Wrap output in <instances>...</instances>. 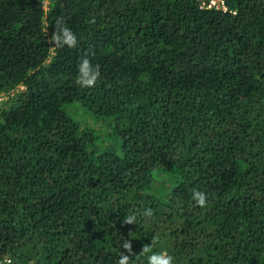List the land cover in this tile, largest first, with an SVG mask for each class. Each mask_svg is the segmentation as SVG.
Segmentation results:
<instances>
[{
  "label": "trees",
  "instance_id": "trees-1",
  "mask_svg": "<svg viewBox=\"0 0 264 264\" xmlns=\"http://www.w3.org/2000/svg\"><path fill=\"white\" fill-rule=\"evenodd\" d=\"M227 5L0 0V264H117L126 239L147 264L154 237L175 264H264V0ZM57 19L77 47L50 51Z\"/></svg>",
  "mask_w": 264,
  "mask_h": 264
},
{
  "label": "clouds",
  "instance_id": "clouds-1",
  "mask_svg": "<svg viewBox=\"0 0 264 264\" xmlns=\"http://www.w3.org/2000/svg\"><path fill=\"white\" fill-rule=\"evenodd\" d=\"M41 5V11L44 15H47L50 11V6L52 0H39ZM87 23L92 24L95 23L94 19L87 21ZM51 50L68 47L75 48L78 44V38L76 34L71 30V28L62 20L57 19L54 25V31L51 33V36L48 40ZM77 78L76 84L83 88H94L101 76L100 66L93 65L92 61L87 58V56L80 59L77 68ZM192 200L195 202V205L204 208L208 203V196L205 192L193 189ZM143 215L145 217H151L153 215L151 209H147L144 211ZM136 215H128L123 220V223L126 225H134L136 223ZM156 237H154L151 241V246L144 245L142 252L139 255L148 254L147 256V264H175V259L172 255H170L166 250L159 252H152V247L157 243ZM123 251L120 254L119 259L117 260V264H131L132 259L131 256L135 255L132 251V243L130 240L126 239L122 245ZM126 250V252L124 251ZM127 253V254H126ZM5 264H12V261L9 259L5 262Z\"/></svg>",
  "mask_w": 264,
  "mask_h": 264
},
{
  "label": "rangeland",
  "instance_id": "rangeland-1",
  "mask_svg": "<svg viewBox=\"0 0 264 264\" xmlns=\"http://www.w3.org/2000/svg\"><path fill=\"white\" fill-rule=\"evenodd\" d=\"M24 90H25V89L22 87V88H20V89L18 90V92L21 91L20 93H22ZM20 93H19V94H20ZM19 94H18V95H19ZM18 95H17V96H18ZM17 96H16V97H17ZM6 99H8V98H2L1 103H2L4 100H6ZM77 119L80 120V121L83 123L84 126H86V125H88V124H91V125H93V126H95V127H98V125H99L95 120H93L92 118H90V116H89L88 114L83 113V111H81V110L78 112ZM104 133H105L104 136H106V134L108 133V128H106V130H105ZM108 140H109V139H107V141H108ZM155 184H156L155 195H158V196H162V195L164 194V192L168 191V190L170 189L171 185H172V184L170 183V179H169L168 176H162V177H160V178H159V181L156 182Z\"/></svg>",
  "mask_w": 264,
  "mask_h": 264
},
{
  "label": "built area",
  "instance_id": "built-area-1",
  "mask_svg": "<svg viewBox=\"0 0 264 264\" xmlns=\"http://www.w3.org/2000/svg\"><path fill=\"white\" fill-rule=\"evenodd\" d=\"M201 2V8L207 10H221L228 11L227 0H199Z\"/></svg>",
  "mask_w": 264,
  "mask_h": 264
}]
</instances>
